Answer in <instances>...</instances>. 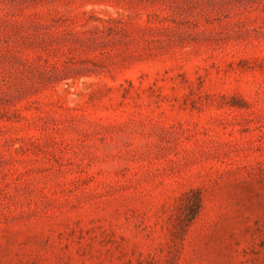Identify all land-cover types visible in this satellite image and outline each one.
Masks as SVG:
<instances>
[{"label":"rangeland","instance_id":"374dc122","mask_svg":"<svg viewBox=\"0 0 264 264\" xmlns=\"http://www.w3.org/2000/svg\"><path fill=\"white\" fill-rule=\"evenodd\" d=\"M0 264H264V0H0Z\"/></svg>","mask_w":264,"mask_h":264}]
</instances>
